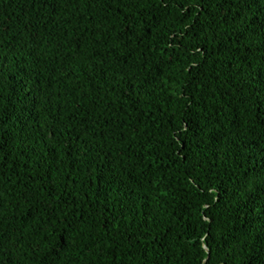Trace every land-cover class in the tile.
<instances>
[{
  "label": "trees",
  "instance_id": "trees-1",
  "mask_svg": "<svg viewBox=\"0 0 264 264\" xmlns=\"http://www.w3.org/2000/svg\"><path fill=\"white\" fill-rule=\"evenodd\" d=\"M0 264H264V0H0Z\"/></svg>",
  "mask_w": 264,
  "mask_h": 264
}]
</instances>
